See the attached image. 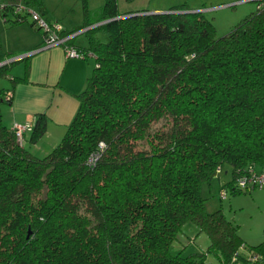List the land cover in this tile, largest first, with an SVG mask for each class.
<instances>
[{"label":"trees","instance_id":"obj_1","mask_svg":"<svg viewBox=\"0 0 264 264\" xmlns=\"http://www.w3.org/2000/svg\"><path fill=\"white\" fill-rule=\"evenodd\" d=\"M255 3L220 37L187 1L124 14L117 0L84 4L82 23L58 33L83 30L85 46H74L93 71L58 144L35 155L24 134L41 139L44 117L19 141L0 109V264H205L208 252L220 264H264V241L246 245L202 197L221 164L231 193L253 188L234 184L241 172L264 169V1ZM35 5L0 0V16L41 29L18 8ZM15 62L0 65L11 82L0 108L27 78L9 72ZM188 221L210 239L197 259L169 248Z\"/></svg>","mask_w":264,"mask_h":264},{"label":"rangeland","instance_id":"obj_2","mask_svg":"<svg viewBox=\"0 0 264 264\" xmlns=\"http://www.w3.org/2000/svg\"><path fill=\"white\" fill-rule=\"evenodd\" d=\"M40 2V9H42V17L49 22H58L63 28H69L74 25L82 23V15L84 1L87 8L92 10L100 6L104 0L98 3V0H38ZM139 0H118L119 11L124 12L130 9H151L154 4H157L155 0H149L150 4H145L148 0H143L142 6L135 7V2ZM230 1V0H227ZM189 4V2H187ZM230 2H214V0L205 1L203 7L209 8V10H202V14L206 19L211 20L216 28V37H220L229 32L233 25L238 23L243 17L250 12H255V2H243L229 5ZM160 5V4H159ZM168 5V4H167ZM164 9H168L169 6H160ZM202 7V5H201ZM37 5L31 6L28 10L37 13L39 11ZM203 9V8H200ZM23 13L27 10L25 7L20 9ZM28 18L31 19V13L28 14ZM8 21H3L0 16V37L2 46L1 51L6 48L15 49L18 44L28 47L33 45L38 40V37H42L43 28L34 31L29 27L27 23L24 25H16L10 28H6ZM9 24V23H8ZM81 35H78L76 39H81ZM102 41H106V37H101ZM20 55V54H16ZM10 59V58H9ZM7 61V60H6ZM23 62L12 66L14 74L17 70L21 69ZM7 79L0 77V82H4ZM7 106L3 105L1 108L3 112H6ZM6 118V116L4 115ZM163 120H159L152 129H159L163 125ZM232 168L230 165L224 163L221 164V172L219 179H211L209 184H203L202 197L205 198V210L207 212H213L221 209L226 219L232 221L238 225V232L246 245H256L261 241H264V187H253L252 189L243 188L238 193H231V190L227 189L226 196L221 199L220 190L221 187L225 188L226 183H229L232 179ZM228 186V185H226ZM177 238L171 244L170 251L173 255H181L183 257L189 255H196V259L199 258L198 254L206 252L210 239L205 232L198 229V226L193 222H185L182 226L179 234H176ZM205 264H220V261L216 256L208 252L204 257Z\"/></svg>","mask_w":264,"mask_h":264},{"label":"crops","instance_id":"obj_3","mask_svg":"<svg viewBox=\"0 0 264 264\" xmlns=\"http://www.w3.org/2000/svg\"><path fill=\"white\" fill-rule=\"evenodd\" d=\"M102 1L103 0H98L97 4H100ZM150 1L148 0L145 4H150ZM155 1L156 3H158L152 5L153 7L149 9V11L163 12L168 9H164L160 6L171 7L173 5L181 4L185 1L189 2L188 6L190 10H209V8L203 7L206 6L203 5L204 2L209 0ZM224 1L235 2L236 0H214V2ZM84 4L86 5L85 1ZM140 4H144L143 0L135 2L134 4H132V6H142ZM37 6L39 7L37 9L42 12V9H40L41 7L39 5ZM132 10L138 9H130L124 12L120 11V13L124 14ZM8 23L9 21L5 25L6 28L16 26L10 25V23ZM24 24L25 23L21 25ZM27 24L34 31L38 30L32 28L29 23ZM75 26L77 25L71 26L69 28H63L70 30ZM82 31L83 30H79L78 32L75 31L77 32V34L73 37V45L85 46L86 39L82 35L81 39H76L77 36L82 33ZM21 44L15 46V49L6 48L4 51H1L2 55L0 56V60L2 59L3 61H5L4 58H7L9 56L13 57L16 54H24L37 50L31 56L27 57L28 60L23 59L14 63L18 64L20 61L23 62L22 68L17 70V73L14 74L13 72H11L12 68L11 71H9L13 76L17 77H23L24 72L27 71V78L24 81L15 83V86L13 87V97L11 103L3 104L7 106L6 112H3V110L1 109L3 105L1 106L0 109L2 112V121L7 125L8 128H12L14 123L29 124L30 127L33 128L37 116H43L46 120V130H44L45 133L41 137V139L39 138L37 141H31V132L28 131L24 134L25 137L22 143L25 147L29 148L32 153L37 156H41L52 150V148L55 147L63 137L65 129L70 123L78 107V100L76 98V95L85 88L87 83L86 80L93 71V65L92 61L90 60L66 57L63 46H43V34L42 37H38L36 43H33V45H29L27 48L23 47L24 45ZM10 83L11 82L9 78L4 82H0V90L9 89L11 87ZM4 115L6 116V118L4 117Z\"/></svg>","mask_w":264,"mask_h":264},{"label":"built area","instance_id":"obj_4","mask_svg":"<svg viewBox=\"0 0 264 264\" xmlns=\"http://www.w3.org/2000/svg\"><path fill=\"white\" fill-rule=\"evenodd\" d=\"M255 1H264V0H253L252 2ZM243 2H249L247 0H236L235 2L229 3V5H234L235 3H243ZM19 9L23 10V6H19ZM17 8V10H19ZM26 9V8H25ZM0 10H1V6H0ZM28 13H31L32 15V19L33 22L36 23V26L38 25L40 28H43V32H45L44 34V38H43V43L45 47H52V46H63L64 50H65V54L66 57L69 58H83L84 54L82 51H79L76 46L72 45L69 43L70 39H72L77 32H73L72 34H68V35H62L58 32H61V26L59 24L56 25H51L50 23L48 24L47 21L41 17L38 13H35L34 11L28 10ZM37 50L31 51V52H27V53H35ZM18 56V55H17ZM14 58V57H13ZM10 58V59H13ZM10 59H7V61H11ZM5 61H3L2 63H5ZM0 63V65L2 64ZM32 127H30L29 124H25V123H14L12 126V130L14 132V135L16 137L17 140L21 141L23 138V134L28 131L31 130ZM218 171H220L219 168L216 169L215 173H217ZM234 184H238V186L241 187H245V186H250V187H264V169L262 170H257L250 168L248 172L243 173L241 172L239 174V176L236 178L235 183ZM226 196V192L225 190H221L220 191V198L224 199ZM252 257V256H251ZM253 260L257 259V256L253 255L252 257Z\"/></svg>","mask_w":264,"mask_h":264},{"label":"water","instance_id":"obj_5","mask_svg":"<svg viewBox=\"0 0 264 264\" xmlns=\"http://www.w3.org/2000/svg\"><path fill=\"white\" fill-rule=\"evenodd\" d=\"M247 1L252 2L253 0H247ZM31 55H32V53H24V54H20L18 56H15L13 59H10V60L19 61V60H23V58L29 57Z\"/></svg>","mask_w":264,"mask_h":264},{"label":"clouds","instance_id":"obj_6","mask_svg":"<svg viewBox=\"0 0 264 264\" xmlns=\"http://www.w3.org/2000/svg\"><path fill=\"white\" fill-rule=\"evenodd\" d=\"M17 56V55H16Z\"/></svg>","mask_w":264,"mask_h":264}]
</instances>
